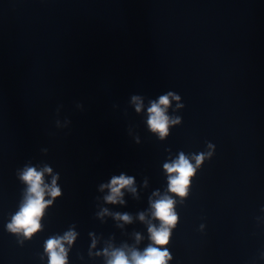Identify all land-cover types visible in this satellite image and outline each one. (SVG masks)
<instances>
[{"label":"clouds","instance_id":"1","mask_svg":"<svg viewBox=\"0 0 264 264\" xmlns=\"http://www.w3.org/2000/svg\"><path fill=\"white\" fill-rule=\"evenodd\" d=\"M175 100L176 109H182L184 104L180 103L181 97L174 93L168 92L161 95L158 100L152 101L147 108V127L148 130L157 135L160 140H165L170 135V128L181 124L182 117L170 116L168 108L171 102ZM132 102L135 105V110L139 113L142 110V101L139 96H133ZM79 107V105H78ZM59 109H57L58 113ZM71 121L65 118L64 124L56 121V126L68 127ZM208 151L193 153L186 155L180 151L177 157L170 162L163 164L164 172L167 174V191L161 194L159 190L153 192L152 196L156 199H149L152 220L158 221V226L151 221H148V238L150 243L147 247L140 251L136 248H129L127 245L121 248H113L111 245L106 247L103 252H97L96 255H103L106 259V264H169L173 260V255L170 252L168 245L174 229L179 223V213L176 211L177 199L181 204L189 196L192 180L196 176L197 170L202 166L205 160L211 159L215 146L212 143L207 144ZM194 161V163H193ZM45 173L52 174V169L45 166L42 170H37L35 167H25L19 173V179L27 185L23 201L19 210L12 215L10 222L6 224V230L16 235L23 237L18 239L19 244H23L24 240H31L32 237L42 230V218L45 215V210L51 206L54 201L62 195L61 188L57 184L58 175H53L50 184L45 183ZM135 179L132 176L121 174L113 176L108 184L100 186L101 191L105 188L109 190V194L104 197L106 203L117 204L124 203L122 197L123 190L127 189L135 194L134 187ZM50 197V199H46ZM107 209H103L98 215L103 217L109 215ZM114 218L117 221L131 223L132 217L125 213H115ZM139 220L146 221V216L142 212L139 214ZM203 230L204 225L200 226ZM78 233L69 229L63 235H54L45 240L43 249L44 252L40 256L43 260L47 256V264H69V252L77 239ZM90 235H92L90 233ZM142 237L137 234L136 241ZM97 240L93 236L91 248L96 247ZM91 250L89 255H91ZM260 258L264 259V252H261ZM83 259V257H80Z\"/></svg>","mask_w":264,"mask_h":264}]
</instances>
